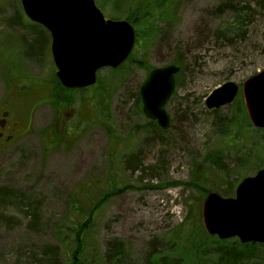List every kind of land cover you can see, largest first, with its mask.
Segmentation results:
<instances>
[{
  "label": "rangeland",
  "instance_id": "374dc122",
  "mask_svg": "<svg viewBox=\"0 0 264 264\" xmlns=\"http://www.w3.org/2000/svg\"><path fill=\"white\" fill-rule=\"evenodd\" d=\"M242 4L179 0L167 24L152 19L143 23V31L133 26L140 35L136 58L143 55L151 67L177 59L185 65L182 81L165 104L169 126L162 130L148 126L150 119L137 101L146 78L138 67L126 69L105 98L97 97L98 110L87 102L88 96H97V87L72 94L81 107L80 121L75 106L54 109L49 97L55 76L50 39L26 17L20 0H0V99L11 93L5 84L12 74L4 61L13 58L15 63H9L20 75L14 87L27 88L33 101L28 126L0 151V189L10 193L0 196V264H78L83 250L86 261L106 264L100 254L114 242L125 252L122 264H155L148 256L151 249L167 250L170 241L175 250L195 236L184 218L189 206L197 211L202 188L222 195L226 179L235 189L264 165V131L250 125L241 131V140L233 124L229 129L224 125L234 119L239 97L217 112L204 106L205 97L223 83L232 81L241 89L246 79L264 70V13L253 4L246 9L249 15L242 13ZM109 10L102 9L106 17ZM153 29L157 35L146 43ZM33 35L34 40L27 39ZM25 39L34 56L25 52ZM44 41L47 46L41 51ZM52 130L60 142L54 141ZM213 158L224 164L229 177L224 178ZM192 179L200 180L198 186L190 184ZM63 224L87 230L93 226L83 238L82 252L79 240L65 244L54 236L53 230H63ZM179 234L181 245H173L171 238L175 241ZM227 241L229 248L237 240ZM231 251L249 256L252 247ZM253 254L235 263L225 257L220 264H264V245L253 247ZM218 259L206 255L201 263Z\"/></svg>",
  "mask_w": 264,
  "mask_h": 264
},
{
  "label": "water",
  "instance_id": "95a60500",
  "mask_svg": "<svg viewBox=\"0 0 264 264\" xmlns=\"http://www.w3.org/2000/svg\"><path fill=\"white\" fill-rule=\"evenodd\" d=\"M24 14L50 34L56 78L66 89L86 88L96 82L98 70L117 68L135 43V31L126 20L105 19L94 0H20ZM179 67H154L139 87L142 113L162 130L169 126L164 109L175 87ZM238 86L228 81L204 100L208 109L231 104ZM242 97L250 123L264 129V70L242 84ZM205 231L219 239L264 243V166L244 177L233 197L209 192L202 201Z\"/></svg>",
  "mask_w": 264,
  "mask_h": 264
},
{
  "label": "trees",
  "instance_id": "16d2710c",
  "mask_svg": "<svg viewBox=\"0 0 264 264\" xmlns=\"http://www.w3.org/2000/svg\"><path fill=\"white\" fill-rule=\"evenodd\" d=\"M96 5L98 6V8H100V10H104L105 6H109L110 10H109V16L108 18L111 19H124L126 20L128 23H130L132 26H135L137 28H140L143 31V23L147 24V22L152 21V19H154V22L157 20H166V24L171 20V18H169L170 16L173 15V11L175 10V8L177 7V2L179 0H94ZM241 1L243 4L242 6L238 7V10H241L242 13H245L247 15H249V13L246 12V9L249 8V6L251 4H253V6L257 7L259 10H261V12L264 13V0H239ZM124 5V8L121 9ZM15 19V18H13ZM245 19L249 20V16H247ZM241 20H244V17H241ZM17 21V18L16 20ZM34 26H38L37 24H34ZM40 29V28H39ZM38 30V29H37ZM44 35H46L44 29H40ZM154 30V29H153ZM33 33V31H32ZM137 34V33H136ZM149 36H147L144 41L147 43L149 40V43L152 42V40L156 37L157 35V31L154 30L153 31V37L150 36V34L148 33ZM138 36L140 37V35L137 34L136 36V44H135V48H137L138 46ZM34 35L32 38H27L28 40H34ZM27 39H25L24 41V48H25V52L34 56L35 53H31L28 48V42L26 41ZM47 46V42L44 41L43 44H41V51H43L44 47ZM134 48V50H135ZM40 51V52H41ZM39 52V53H40ZM135 51H132V53L127 57V59L117 68H103L98 72V76H97V80H96V84L92 87H88L86 89H80V90H69V89H65L64 87H62L58 80L56 79V77L54 76L53 78V82L51 84V91H50V98H51V105L53 106L54 109H60L59 107H68V106H75V110L77 112V118L80 121L79 115L80 114V110L81 107L79 105H75L74 101L72 99V94L74 93H78V92H86L91 88L97 87V92L96 95L97 96H88V104L90 105V107L95 110H98L99 107V102H98V98H105V94L107 93V91H110L116 83H118L120 81V79L122 78V75H124V72L126 69H130L131 67H138V68H143L146 72V74H148V72L153 68L151 66H149L146 63V60L144 59L143 55L142 57H135ZM142 53V52H141ZM38 54V53H37ZM9 61H12L15 63V61L13 60V58H11L10 60L5 59L4 63L6 64V67L9 69V73L12 74L15 77H19L20 75L15 74L14 72H16L17 68L14 64H10ZM172 64H174L175 66L179 67V71L176 74V86L179 85V83L182 81V77L183 74L185 73V65L184 63L180 60H174L172 62ZM16 70V71H15ZM20 73V72H19ZM11 84V82L9 84H7V86L9 87V85ZM28 87V86H26ZM20 91H23L24 94H27L28 97L30 98V94L28 93L27 88H17ZM138 93V92H137ZM64 96V97H62ZM98 97V98H97ZM239 97V98H238ZM238 103L235 106V115H234V119L232 121L230 120H225L224 121V125L228 126V129L231 128L230 125H234V127L236 128V130L238 131L237 133L239 134H235V135H241V140L245 139L244 136H242V132L243 129L246 127H250V123L248 121V117L246 115L245 109H244V105L243 102L240 98V96H238ZM94 99L96 100L94 102ZM80 103H82L83 101V97L80 99ZM137 101L139 103V96L137 94ZM213 112H217L218 110H212ZM148 126L152 127V128H157L156 123L154 121H149L148 122ZM77 128L79 129V126H77ZM77 132L78 129L74 128ZM257 130V129H256ZM264 131V130H261ZM53 134L54 137V141L56 142L58 140V142L61 141L60 136L58 135V133L55 130H52L51 132ZM109 133V131H108ZM110 135V133H109ZM53 141V144L55 143ZM213 156V154L208 155L207 158L210 160V157ZM216 157H220L219 155H217ZM214 162V165L216 164L219 169L223 172L224 174V178L229 177V174L227 172V169L225 168L224 164L221 163V161L218 160V163L215 162L214 158L211 159ZM208 161V160H207ZM242 163H245L244 160L241 159ZM132 167H136L132 166ZM200 183L199 179H192L190 184L192 185H196L198 186V184ZM223 184L225 183V185L227 186V190L222 192V196H232L234 187L230 182H222ZM190 187H192L191 185H189ZM202 188V187H201ZM212 191L214 190V188L210 189L208 188H202V191L199 193V198H198V204L200 207V203L202 201V198L204 197V195L208 192V191ZM114 193V192H113ZM10 195L9 192L0 189V196L1 198H6ZM100 204L97 202L93 207H98ZM189 210L188 213L186 215V217L184 218V221L187 222L189 225L188 227H192V229L194 230V237H187L184 242V245H181V237L180 234L176 237V240L174 241L173 238H171L172 243L174 245L175 242H178L181 247L175 249V250H171V245H170V241H169V248L163 249V251H158L156 250V248L151 249L148 256L152 257V261L155 264H202V257L204 256H209L212 254H216L218 255V262L215 264H220L222 262V259H224L225 257H227V255H234L235 258L232 262H236L237 259L244 258V257H250L253 254V247L258 246V244L255 243H246V244H241L238 241H234L231 244V246L229 248L227 247V240H219L217 237L214 236H210L207 235L204 232V229L202 227V225L200 224V214H199V207L197 209V211L195 212L191 206H189ZM61 227H64L63 230H61V228H57L54 229V236L58 239V241H60L61 243H68L71 241H75V240H79L80 241V245L82 246L81 252L83 250L84 245L86 244L85 239H83L86 235L88 236V233L91 231H93V226L91 225V227L87 230V228L84 225H81L79 227H75L73 225H68V224H63ZM87 230V231H86ZM199 236H203L205 238L204 241H202L201 239H199ZM214 237V238H213ZM87 238V237H86ZM211 239H214L215 241H213V243L210 246L206 245V241H210L212 242ZM115 243L114 242V246L110 243L107 244L106 246V251L104 253H101L100 256H102L104 263L106 264H122V262L124 263V259H125V252L121 247L116 248L115 247ZM239 244L236 246V244ZM241 246H245V247H252V253L248 256L244 253H235L234 251H231L232 249H237ZM93 250L94 254L96 253L97 247L94 246L93 244H91L90 246ZM207 249V250H206ZM210 249V250H209ZM166 250V251H165ZM85 250H83V252L80 255V259H79V263L78 264H94L91 262L86 261L84 254ZM98 256H94L92 258L93 262L96 261L98 258ZM147 260V259H146Z\"/></svg>",
  "mask_w": 264,
  "mask_h": 264
},
{
  "label": "flooded vegetation",
  "instance_id": "af4514ba",
  "mask_svg": "<svg viewBox=\"0 0 264 264\" xmlns=\"http://www.w3.org/2000/svg\"><path fill=\"white\" fill-rule=\"evenodd\" d=\"M9 78L14 85L8 87L5 84V87L11 89V93L7 98L3 96L0 99V151L17 139L23 128L28 126L33 107L32 99L14 87L18 77L11 75Z\"/></svg>",
  "mask_w": 264,
  "mask_h": 264
},
{
  "label": "bare ground",
  "instance_id": "6f19581e",
  "mask_svg": "<svg viewBox=\"0 0 264 264\" xmlns=\"http://www.w3.org/2000/svg\"><path fill=\"white\" fill-rule=\"evenodd\" d=\"M156 250H157V246H156ZM231 257V260L233 261L235 256L234 255H227V258H230Z\"/></svg>",
  "mask_w": 264,
  "mask_h": 264
}]
</instances>
